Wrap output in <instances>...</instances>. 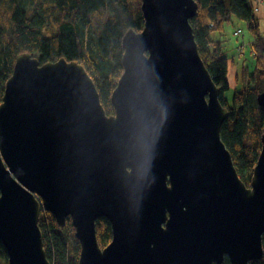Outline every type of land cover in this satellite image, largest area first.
I'll use <instances>...</instances> for the list:
<instances>
[{"label":"water","instance_id":"1","mask_svg":"<svg viewBox=\"0 0 264 264\" xmlns=\"http://www.w3.org/2000/svg\"><path fill=\"white\" fill-rule=\"evenodd\" d=\"M196 0H141L107 115L83 64L19 53L0 102V241L50 264L40 203L69 216L78 264H250L263 256L264 131L249 184L220 135L228 109L201 59ZM256 101L264 114V87ZM106 218L103 248L96 220Z\"/></svg>","mask_w":264,"mask_h":264},{"label":"trees","instance_id":"2","mask_svg":"<svg viewBox=\"0 0 264 264\" xmlns=\"http://www.w3.org/2000/svg\"><path fill=\"white\" fill-rule=\"evenodd\" d=\"M196 2L198 10L190 23L198 52L220 89L221 104L228 109V116L221 126V139L232 156L236 171L247 184L261 149L260 137L264 131L263 110L255 101L264 81V18L260 20L253 15L250 0ZM227 10L230 17L248 22L252 35L250 46L261 77L257 91L249 95L247 90L237 87L238 83L231 90L228 81L230 57L224 41L213 40L210 36L229 20L225 17ZM212 20L216 24L211 28L209 22ZM143 24L141 0H0V102L16 56L28 52L40 63L63 57L83 64L94 80L106 114L113 113L110 96L123 71L122 37L128 29L140 31ZM229 90L231 102L224 95ZM41 228L50 263L77 264L80 243L75 237L71 218L67 216L60 226L48 213ZM96 236L101 248L111 240L110 223L103 217L96 222ZM262 241L264 246V234ZM0 264H8L1 241ZM222 264L230 262L225 259ZM250 264H264V251L261 259Z\"/></svg>","mask_w":264,"mask_h":264},{"label":"rangeland","instance_id":"3","mask_svg":"<svg viewBox=\"0 0 264 264\" xmlns=\"http://www.w3.org/2000/svg\"><path fill=\"white\" fill-rule=\"evenodd\" d=\"M253 6L255 9H259L260 11L255 17L260 20L264 18V1L260 0L253 2ZM210 36L213 40L215 38H219L220 40L221 37L224 38V42L226 44V46L225 44L224 46L227 50V55L230 57V60L228 61V81L231 86V90L232 87L235 86V83H238L237 87H242V89L247 90L248 95L251 94L250 92H256L258 81L261 76L257 73V69L255 67L256 56L250 46V43L252 42V35L249 31L248 22L238 19L237 17H229V20L225 23L223 22L218 28V31H212ZM263 87L264 81L262 88ZM224 95L229 102H231V91L229 90L225 92ZM251 98H254V96ZM244 174V177L247 178V173ZM249 182L247 184H249Z\"/></svg>","mask_w":264,"mask_h":264},{"label":"bare ground","instance_id":"4","mask_svg":"<svg viewBox=\"0 0 264 264\" xmlns=\"http://www.w3.org/2000/svg\"><path fill=\"white\" fill-rule=\"evenodd\" d=\"M251 1V0H250ZM256 1H260V0H252L251 1V7H252V12H253V15H257L260 11H259V9H255L254 8V6H253V2H256ZM262 1V0H261ZM264 1V0H263ZM198 10V9H197ZM142 12V11H141ZM197 13V12H196ZM196 15V14H195ZM230 15H231V13L229 12V10H227V12L225 13V17H227V18H229L230 17ZM194 17V16H193ZM230 18H236L235 16H231ZM215 24H216V22H215V20H212L211 22H209V27H214L215 26ZM190 25H191V23H190ZM191 27H192V25H191ZM192 30H193V28H192ZM194 34V33H193ZM107 115H109V114H107ZM35 198L38 200V202L40 203V211H39V218H38V226H39V229H40V232H41V235H42V239L44 238V233H43V231H42V228H41V222H42V220L40 219L41 217H44V218H47V215H48V213H50V212H48L46 209H44L43 207H42V200H41V198H40V196L39 195H35ZM51 214V213H50ZM52 215V214H51ZM53 216V215H52ZM69 217V216H68ZM101 218V217H100ZM104 218V217H103ZM55 219V218H54ZM99 219V218H98ZM97 219V220H98ZM106 219V218H105ZM97 220H96V222H97ZM107 220V219H106ZM108 221V220H107ZM72 222V221H71ZM109 222V221H108ZM60 226H62V225H60ZM74 227V226H73ZM74 230H75V228H74ZM111 235H112V233H111ZM76 237V236H75ZM111 238H112V236H111ZM78 240V239H77ZM111 241V240H110ZM43 246H44V249H45V245H44V240H43ZM103 248V247H102ZM46 251V250H45ZM47 255V254H46ZM79 257V256H78ZM48 258V257H47ZM225 259H227L228 260V258H224V260ZM224 260H223V262H224ZM229 261V260H228ZM50 262V261H49ZM51 264V263H50ZM77 264H78V262H77Z\"/></svg>","mask_w":264,"mask_h":264},{"label":"crops","instance_id":"5","mask_svg":"<svg viewBox=\"0 0 264 264\" xmlns=\"http://www.w3.org/2000/svg\"><path fill=\"white\" fill-rule=\"evenodd\" d=\"M215 39H217V38H215ZM219 39V38H218ZM223 39V41H224V38L223 37H221V40ZM224 44H225V42H223ZM225 46H226V44H225Z\"/></svg>","mask_w":264,"mask_h":264},{"label":"built area","instance_id":"6","mask_svg":"<svg viewBox=\"0 0 264 264\" xmlns=\"http://www.w3.org/2000/svg\"><path fill=\"white\" fill-rule=\"evenodd\" d=\"M40 219H41V220H43V219H44V217H41Z\"/></svg>","mask_w":264,"mask_h":264}]
</instances>
